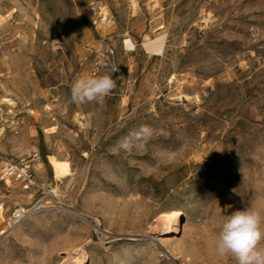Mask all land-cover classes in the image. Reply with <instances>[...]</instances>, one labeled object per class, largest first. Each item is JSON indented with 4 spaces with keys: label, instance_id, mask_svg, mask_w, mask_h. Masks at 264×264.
<instances>
[{
    "label": "rangeland",
    "instance_id": "374dc122",
    "mask_svg": "<svg viewBox=\"0 0 264 264\" xmlns=\"http://www.w3.org/2000/svg\"><path fill=\"white\" fill-rule=\"evenodd\" d=\"M104 65L103 105L73 102ZM0 107V154L56 194L0 180V264H236L215 238L242 197L264 212V0H0Z\"/></svg>",
    "mask_w": 264,
    "mask_h": 264
},
{
    "label": "clouds",
    "instance_id": "9594fccd",
    "mask_svg": "<svg viewBox=\"0 0 264 264\" xmlns=\"http://www.w3.org/2000/svg\"><path fill=\"white\" fill-rule=\"evenodd\" d=\"M103 67V72L95 70L73 81L70 89L73 102L103 105L106 97L117 87L112 75L115 69L109 70L107 65ZM152 132L148 125L139 129V134L145 139H150ZM118 144L126 151L134 147L129 136ZM241 203V209L223 220L215 238V251L221 257L231 256L236 264H264V212L246 203L243 197Z\"/></svg>",
    "mask_w": 264,
    "mask_h": 264
},
{
    "label": "bare ground",
    "instance_id": "6f19581e",
    "mask_svg": "<svg viewBox=\"0 0 264 264\" xmlns=\"http://www.w3.org/2000/svg\"><path fill=\"white\" fill-rule=\"evenodd\" d=\"M106 13V12H105ZM125 44L126 46H132V42L130 39H125ZM143 44L145 45V47L147 48H152L154 50H157V51H162V45H163V34L162 33H159L158 35L155 36V38L153 40H151L150 38H147L143 41ZM7 62V60H6ZM10 69V68H9ZM13 69V68H12ZM5 91V90H4ZM6 101V104H11L12 103V100L9 99V98H4ZM22 102V101H21ZM4 104V103H3ZM13 104V103H12ZM5 105V104H4ZM0 118L5 122L7 123L6 125H9L11 126L13 121L9 119L8 115L2 111L1 107H0ZM2 126V125H1ZM4 126V125H3ZM5 129V128H4ZM4 129L1 131V134L2 132L4 131ZM48 130L51 129V127H48L47 128ZM16 132V131H15ZM14 132V133H15ZM9 133V132H8ZM33 134V133H32ZM4 135V134H3ZM11 135V134H10ZM6 136V135H5ZM4 136V137H5ZM9 137V136H8ZM24 135L22 136L21 141L22 143L24 142V139H23ZM7 138V137H6ZM11 138V140H13L14 142V139L15 137L12 136V137H9ZM7 141V140H6ZM9 141V140H8ZM20 141V142H21ZM8 143V142H7ZM16 143V142H15ZM7 145V144H6ZM9 145V144H8ZM20 145V144H19ZM4 146V145H3ZM5 147V146H4ZM8 150V149H7ZM9 152V151H8ZM11 152V151H10ZM4 153V152H2ZM53 166H54V169H55V173H56V176L57 178L60 180V183L57 185V190L59 189V185H61V183L63 182L64 180V177H63V174H64V169H63V163H62V160L57 157L56 155H53ZM38 159V158H36ZM29 161V160H28ZM31 167H33V169L35 170H39L41 168V162L40 160H32L30 161V164H29ZM43 166V165H42ZM44 174V173H43ZM21 185V184H20ZM3 186L6 188V189H9L11 192H14V193H18L19 190H18V185H17V182H13V181H6L3 183ZM3 187V188H4ZM53 188V187H52ZM54 190V188H53ZM56 190V191H57ZM8 193V192H7ZM13 194V193H12ZM15 213H18L19 215V218L21 217V215L23 214V211H21L20 209H17L15 210L10 218L12 217V215H14ZM85 214V213H84ZM178 216V211L176 210H171V211H167V212H161L159 215H158V220H161L163 222H165V225L167 227V230L166 232H169V233H174L175 230H176V227H175V224H174V221L175 219L177 218ZM18 218V219H19ZM17 219V220H18ZM15 220L14 223L17 221ZM80 249V248H79ZM83 257V256H81ZM79 259V258H78Z\"/></svg>",
    "mask_w": 264,
    "mask_h": 264
},
{
    "label": "built area",
    "instance_id": "2783aa9c",
    "mask_svg": "<svg viewBox=\"0 0 264 264\" xmlns=\"http://www.w3.org/2000/svg\"><path fill=\"white\" fill-rule=\"evenodd\" d=\"M0 180L6 181H18L21 184L23 190H28L32 186H37L43 193V196L55 197V191L50 186L38 185L35 183L33 174L28 166L23 163L16 162L5 155L0 154ZM19 218L18 213L12 215L9 219L11 223Z\"/></svg>",
    "mask_w": 264,
    "mask_h": 264
}]
</instances>
